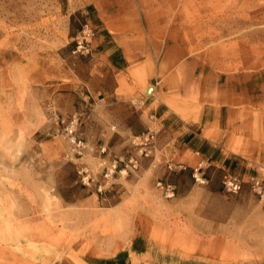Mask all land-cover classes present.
Returning a JSON list of instances; mask_svg holds the SVG:
<instances>
[{
    "label": "rangeland",
    "instance_id": "rangeland-1",
    "mask_svg": "<svg viewBox=\"0 0 264 264\" xmlns=\"http://www.w3.org/2000/svg\"><path fill=\"white\" fill-rule=\"evenodd\" d=\"M251 178L264 0H0V264H264Z\"/></svg>",
    "mask_w": 264,
    "mask_h": 264
},
{
    "label": "built area",
    "instance_id": "built-area-1",
    "mask_svg": "<svg viewBox=\"0 0 264 264\" xmlns=\"http://www.w3.org/2000/svg\"><path fill=\"white\" fill-rule=\"evenodd\" d=\"M76 120L72 119L66 127L67 135L72 143H76L75 137ZM243 180L235 175L225 174L222 179L223 189L227 193H237L243 185ZM251 188L254 194L259 197L260 201H264V184L256 178H251Z\"/></svg>",
    "mask_w": 264,
    "mask_h": 264
},
{
    "label": "crops",
    "instance_id": "crops-1",
    "mask_svg": "<svg viewBox=\"0 0 264 264\" xmlns=\"http://www.w3.org/2000/svg\"><path fill=\"white\" fill-rule=\"evenodd\" d=\"M220 112H221V107H219L218 109L216 108H206V110H204V114L203 117V124L202 126H200L199 129V133H194L195 135H198V137L202 138L207 144H209L210 146H217L219 145V143H221L222 141H225V143L229 142V136H230V131L228 130L227 132V138L225 140H223V134L221 132H217V131H213L210 136H205L204 135V131H206L210 125L213 124V122H217L218 127H220ZM226 123L228 125V118H226ZM227 127V126H226ZM237 154V153H236Z\"/></svg>",
    "mask_w": 264,
    "mask_h": 264
},
{
    "label": "bare ground",
    "instance_id": "bare-ground-1",
    "mask_svg": "<svg viewBox=\"0 0 264 264\" xmlns=\"http://www.w3.org/2000/svg\"><path fill=\"white\" fill-rule=\"evenodd\" d=\"M28 241V240H27Z\"/></svg>",
    "mask_w": 264,
    "mask_h": 264
}]
</instances>
